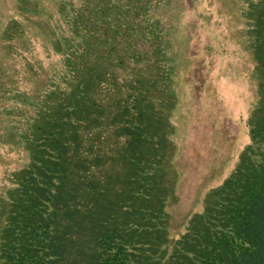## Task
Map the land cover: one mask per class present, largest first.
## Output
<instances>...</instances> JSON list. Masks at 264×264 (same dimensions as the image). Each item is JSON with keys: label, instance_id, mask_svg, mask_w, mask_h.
<instances>
[{"label": "trees", "instance_id": "1", "mask_svg": "<svg viewBox=\"0 0 264 264\" xmlns=\"http://www.w3.org/2000/svg\"><path fill=\"white\" fill-rule=\"evenodd\" d=\"M161 4L61 3L78 38L57 41L68 73L49 75L34 114L2 108L26 121L30 161L0 199V264H264V162L251 161L264 143L262 103L243 155L250 166L209 193L190 232L168 236L177 95ZM256 41L261 60L263 34Z\"/></svg>", "mask_w": 264, "mask_h": 264}, {"label": "rangeland", "instance_id": "2", "mask_svg": "<svg viewBox=\"0 0 264 264\" xmlns=\"http://www.w3.org/2000/svg\"><path fill=\"white\" fill-rule=\"evenodd\" d=\"M63 1L69 0H0V199L14 186L10 174L30 161L20 141L26 121L2 108L34 114L49 75L61 80L68 73L57 41L78 42L61 13ZM158 13L172 26L177 102L167 119L173 146L167 231L178 240L205 212L209 193L239 166H250L243 158L254 143L250 122L264 105V53L259 60L256 41L264 37V0H162ZM260 146L251 161L264 162Z\"/></svg>", "mask_w": 264, "mask_h": 264}]
</instances>
